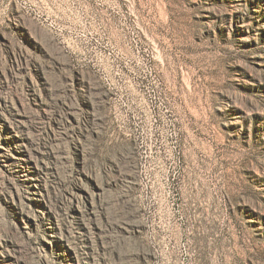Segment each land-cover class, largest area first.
I'll return each instance as SVG.
<instances>
[{"label": "rangeland", "instance_id": "obj_1", "mask_svg": "<svg viewBox=\"0 0 264 264\" xmlns=\"http://www.w3.org/2000/svg\"><path fill=\"white\" fill-rule=\"evenodd\" d=\"M0 264H264V0H0Z\"/></svg>", "mask_w": 264, "mask_h": 264}]
</instances>
